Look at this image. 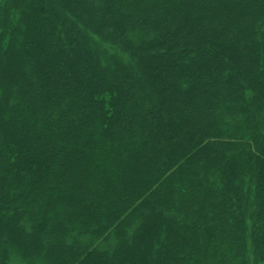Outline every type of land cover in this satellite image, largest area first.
<instances>
[{
  "label": "trees",
  "instance_id": "obj_1",
  "mask_svg": "<svg viewBox=\"0 0 264 264\" xmlns=\"http://www.w3.org/2000/svg\"><path fill=\"white\" fill-rule=\"evenodd\" d=\"M13 250L264 264V0L0 2V264Z\"/></svg>",
  "mask_w": 264,
  "mask_h": 264
},
{
  "label": "rangeland",
  "instance_id": "obj_2",
  "mask_svg": "<svg viewBox=\"0 0 264 264\" xmlns=\"http://www.w3.org/2000/svg\"><path fill=\"white\" fill-rule=\"evenodd\" d=\"M4 0H0V2H3ZM102 46L108 51V53H117L120 54V56L123 59H126V55L122 53L117 47L110 45L108 43L101 42ZM10 264H42L41 262L36 263H29L28 261L24 260L20 254L16 250H13L10 258Z\"/></svg>",
  "mask_w": 264,
  "mask_h": 264
}]
</instances>
